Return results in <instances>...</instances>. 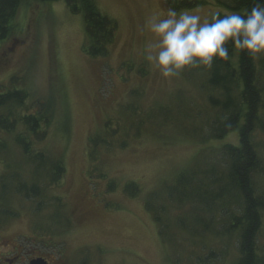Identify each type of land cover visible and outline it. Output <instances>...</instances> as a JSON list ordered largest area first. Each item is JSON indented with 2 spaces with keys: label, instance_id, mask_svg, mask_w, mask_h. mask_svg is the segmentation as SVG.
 I'll return each instance as SVG.
<instances>
[{
  "label": "rangeland",
  "instance_id": "1",
  "mask_svg": "<svg viewBox=\"0 0 264 264\" xmlns=\"http://www.w3.org/2000/svg\"><path fill=\"white\" fill-rule=\"evenodd\" d=\"M184 1L95 0L118 25L104 57L89 54L84 17L64 0L21 6L0 44V90L54 104L48 137L33 151L58 159L66 172L41 198L18 196L10 176L24 174L25 156L15 134L0 137L9 151L0 150V184L7 187L0 209L10 213H0V260L23 248L51 264L236 263V237L219 236L229 213L209 212L196 197L203 173L223 168L221 147L239 143L236 132L210 138L222 112L209 99H224L222 92L208 83L205 65L194 76L183 70L163 78L145 59L137 32L146 17L169 8L209 19L212 11L228 13L229 0H188L196 2L190 8ZM258 140L264 158V136ZM183 174L189 181L179 185ZM182 189L184 200L171 196ZM259 242L264 250V213Z\"/></svg>",
  "mask_w": 264,
  "mask_h": 264
},
{
  "label": "trees",
  "instance_id": "2",
  "mask_svg": "<svg viewBox=\"0 0 264 264\" xmlns=\"http://www.w3.org/2000/svg\"><path fill=\"white\" fill-rule=\"evenodd\" d=\"M25 1L27 0H0V44L11 36L12 22ZM64 1L72 13L82 14L84 17L89 54L95 57L106 56L117 34L116 21L101 13L95 0ZM195 3L185 0L182 5L190 8ZM224 4L228 13L242 14L245 9L252 7V0H229ZM227 47L230 59H216L207 66L208 83L220 89L224 97L209 99L212 105L222 112V115L217 116L212 131L214 135L212 134L210 138L213 141H220L236 132L239 143L224 144L221 147L224 166L220 170L214 168V171L203 173L201 182L203 189L198 191V194L199 192L202 194L196 197L209 212L214 213L213 211L217 209L222 211V214L229 213V227L219 236L223 235L230 239L236 237L239 255L235 264H264V250L259 242L264 213V185L261 183L264 180V158L260 153L263 144L258 140V135L264 136V84H262L264 59L261 60L259 56L253 58L239 50L233 51L231 44ZM3 62L4 56L0 59V65ZM200 68L202 65L196 68L189 67L185 72L194 76L201 70ZM30 98L29 92L24 90L9 88L0 90V137L5 139L6 136L15 134L14 140L21 148L18 150L25 156L23 163L26 166L24 174L10 176V179L17 182L13 191L28 201H34L43 196L47 187L60 185L66 169L58 159L51 158L46 153L33 151L35 143H44L48 137L54 123L55 106L51 101L37 99L31 101ZM7 146L5 140H0V150L6 151V155L9 153ZM205 175L207 177L212 175V179L208 181ZM27 178L31 179L27 182ZM185 180H188L186 175H180L178 184ZM138 189L133 188V195L139 193ZM184 192L183 189L172 192L171 196L176 195L178 199L184 200L186 197ZM1 193L6 195L7 187L0 184ZM37 205L39 207L40 203ZM0 213L10 214L1 209ZM10 216L15 217L12 214Z\"/></svg>",
  "mask_w": 264,
  "mask_h": 264
},
{
  "label": "clouds",
  "instance_id": "3",
  "mask_svg": "<svg viewBox=\"0 0 264 264\" xmlns=\"http://www.w3.org/2000/svg\"><path fill=\"white\" fill-rule=\"evenodd\" d=\"M137 32L145 37V59L170 80L186 68L230 59L228 44L253 58L264 56V0H252L242 14L212 11L210 19L199 10L169 8L146 17Z\"/></svg>",
  "mask_w": 264,
  "mask_h": 264
},
{
  "label": "flooded vegetation",
  "instance_id": "4",
  "mask_svg": "<svg viewBox=\"0 0 264 264\" xmlns=\"http://www.w3.org/2000/svg\"><path fill=\"white\" fill-rule=\"evenodd\" d=\"M36 245V244H33ZM21 248L19 254H13L14 256L6 257L3 260H0V264H31L34 261H42L44 264L49 263L45 257L35 255L33 250H26Z\"/></svg>",
  "mask_w": 264,
  "mask_h": 264
},
{
  "label": "water",
  "instance_id": "5",
  "mask_svg": "<svg viewBox=\"0 0 264 264\" xmlns=\"http://www.w3.org/2000/svg\"><path fill=\"white\" fill-rule=\"evenodd\" d=\"M31 264H44L42 261H34V262H32Z\"/></svg>",
  "mask_w": 264,
  "mask_h": 264
}]
</instances>
